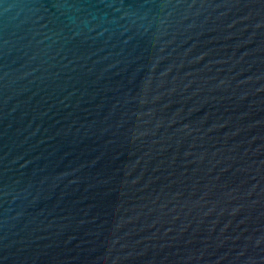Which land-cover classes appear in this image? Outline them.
<instances>
[{
  "label": "water",
  "instance_id": "obj_1",
  "mask_svg": "<svg viewBox=\"0 0 264 264\" xmlns=\"http://www.w3.org/2000/svg\"><path fill=\"white\" fill-rule=\"evenodd\" d=\"M0 264H264V0H0Z\"/></svg>",
  "mask_w": 264,
  "mask_h": 264
}]
</instances>
